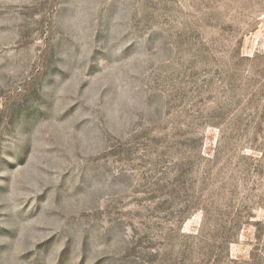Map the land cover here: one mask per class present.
Segmentation results:
<instances>
[{"label":"rangeland","instance_id":"obj_1","mask_svg":"<svg viewBox=\"0 0 264 264\" xmlns=\"http://www.w3.org/2000/svg\"><path fill=\"white\" fill-rule=\"evenodd\" d=\"M0 264H264V0H0Z\"/></svg>","mask_w":264,"mask_h":264}]
</instances>
